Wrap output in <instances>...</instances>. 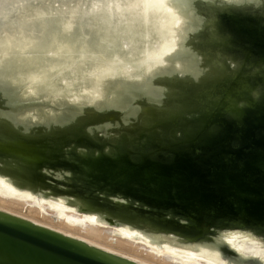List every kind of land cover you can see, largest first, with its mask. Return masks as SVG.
I'll return each mask as SVG.
<instances>
[{
  "label": "water",
  "instance_id": "1",
  "mask_svg": "<svg viewBox=\"0 0 264 264\" xmlns=\"http://www.w3.org/2000/svg\"><path fill=\"white\" fill-rule=\"evenodd\" d=\"M131 1L40 0L2 26L0 180L160 250L264 264L229 241L264 249V0ZM0 264L144 263L0 209Z\"/></svg>",
  "mask_w": 264,
  "mask_h": 264
},
{
  "label": "bare ground",
  "instance_id": "2",
  "mask_svg": "<svg viewBox=\"0 0 264 264\" xmlns=\"http://www.w3.org/2000/svg\"><path fill=\"white\" fill-rule=\"evenodd\" d=\"M40 0H0V29L5 28L4 24L8 23L9 20L14 15L25 14L28 15L29 20H32L34 14H36V9H32V3H36ZM42 1V0H41ZM44 1V0H43ZM119 0H108L110 3H114ZM140 0H132L131 5H134L136 2ZM146 0H144L145 3ZM143 3L141 0L138 4L140 6ZM143 3V4H144ZM39 5H43L40 3ZM38 5V6H39ZM30 11V12H28ZM140 11L137 12V14ZM136 14V15H137ZM24 15V16H25ZM143 17L142 12L139 14L138 19ZM33 27L28 26L26 30H29V33L32 32ZM0 200H6L7 202L11 200L14 201L13 203L18 202L24 208H31L34 211H37L41 215H45L50 217L55 222H63L65 226L68 227H75L81 228L83 231H96L99 235H105L112 243H120L123 242L144 255L157 259L160 262L167 263V264H228L226 261L220 259V257L216 253H209V252H196V251H188L178 248H167L164 250L158 249V247L154 245L147 244L146 242L136 241L133 239V233L118 229L106 225L99 224L93 220L91 216L86 214L78 213L74 210L67 209L64 205L54 201H43L39 198H35L23 193H17L13 189L9 188L2 180H0ZM0 209L7 211L9 213L24 217L41 225L47 226L49 228L55 229L67 235H71L73 237L85 240L91 244L99 246L101 248L107 249L109 251L115 252L117 254L132 258L144 264H153V262H149L147 258H136L124 253L119 252L118 250H114L110 248V246H104L103 244L99 243L96 240H92L89 238H84L76 233L69 232L60 227L50 226L38 221L35 217H27L16 212L12 211L8 207H5L4 204H0ZM63 225V226H64ZM87 234V233H86ZM229 241L230 243L236 245V249L241 253L247 256H255L260 258L264 261V249L260 248L257 245H254L250 242H246L240 238L235 239L232 238Z\"/></svg>",
  "mask_w": 264,
  "mask_h": 264
},
{
  "label": "rangeland",
  "instance_id": "3",
  "mask_svg": "<svg viewBox=\"0 0 264 264\" xmlns=\"http://www.w3.org/2000/svg\"><path fill=\"white\" fill-rule=\"evenodd\" d=\"M29 78L31 80H34L37 82L39 88H42V86L44 85V82L46 81L49 73H27ZM52 121H55L52 120ZM14 201L11 200L10 201H6V200H0V204H4L5 207H8L9 209H11L12 211L16 212L17 214L23 215V216H27V217H35L38 221H40L41 223L50 225V226H56V227H60L63 228L65 230H68L69 232H73L76 233L80 236H83L84 238H89L92 240H96L99 243L103 244L104 246H110V248L114 249V250H118L121 253L136 257V258H147L149 259V262H153V264H167V263H163L160 262L157 259L148 257L146 255H144L143 253H141L140 251H138L137 249L123 243V242H118V243H112L107 236H103V235H99L98 232L96 231H83V229L81 228H75V227H68L65 226L63 222H55L53 221V219H51L50 217L47 216H43L40 213H38L37 211H34L33 209L29 208H24V206H22L21 204H19L18 202L13 203ZM64 225V226H63ZM87 233V234H86Z\"/></svg>",
  "mask_w": 264,
  "mask_h": 264
},
{
  "label": "snow or ice",
  "instance_id": "4",
  "mask_svg": "<svg viewBox=\"0 0 264 264\" xmlns=\"http://www.w3.org/2000/svg\"><path fill=\"white\" fill-rule=\"evenodd\" d=\"M183 3L187 4L190 2V0H182ZM231 242V241H230Z\"/></svg>",
  "mask_w": 264,
  "mask_h": 264
}]
</instances>
